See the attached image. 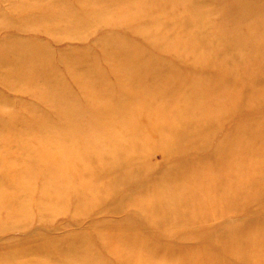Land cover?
Here are the masks:
<instances>
[{
    "label": "rangeland",
    "instance_id": "1",
    "mask_svg": "<svg viewBox=\"0 0 264 264\" xmlns=\"http://www.w3.org/2000/svg\"><path fill=\"white\" fill-rule=\"evenodd\" d=\"M0 264H264V0H0Z\"/></svg>",
    "mask_w": 264,
    "mask_h": 264
}]
</instances>
